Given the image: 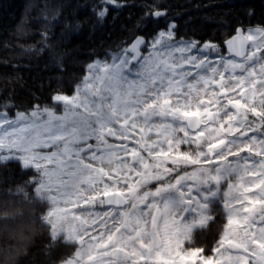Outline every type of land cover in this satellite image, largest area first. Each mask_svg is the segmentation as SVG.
Listing matches in <instances>:
<instances>
[{
    "label": "snow or ice",
    "instance_id": "1",
    "mask_svg": "<svg viewBox=\"0 0 264 264\" xmlns=\"http://www.w3.org/2000/svg\"><path fill=\"white\" fill-rule=\"evenodd\" d=\"M174 27L88 64L53 97L60 115L0 111V164L35 173L31 197L12 194L75 246L61 264H264V26L215 59L210 42L173 43ZM217 211L210 251L193 247Z\"/></svg>",
    "mask_w": 264,
    "mask_h": 264
},
{
    "label": "trees",
    "instance_id": "2",
    "mask_svg": "<svg viewBox=\"0 0 264 264\" xmlns=\"http://www.w3.org/2000/svg\"><path fill=\"white\" fill-rule=\"evenodd\" d=\"M0 0V111L14 116L35 106L59 111L56 94L70 95L92 61L126 48L136 36L150 41L170 25L173 39L210 42L217 54L238 27L264 26V0ZM107 8L102 18L97 13ZM164 10V16L154 12ZM5 104L10 105L5 109ZM19 162L0 164V264H61L75 246L55 241L40 217L46 206L15 195L23 187L31 197L34 175ZM5 213L8 215L5 216ZM224 219L194 233L193 247L209 251Z\"/></svg>",
    "mask_w": 264,
    "mask_h": 264
},
{
    "label": "rangeland",
    "instance_id": "3",
    "mask_svg": "<svg viewBox=\"0 0 264 264\" xmlns=\"http://www.w3.org/2000/svg\"><path fill=\"white\" fill-rule=\"evenodd\" d=\"M239 28V27H238ZM242 28V27H241ZM244 30V29H243ZM245 32H246V30H244ZM236 32V31H235ZM234 32V33H235ZM153 39V38H152ZM148 41V40H147ZM151 41V40H150ZM173 43H179V42H181V41H175L174 39H173V41H172ZM202 46V45H201ZM223 48H224V43H223ZM224 50H225V48H224ZM148 51H149V49H148V47L147 46H145V48L141 51V56H144V55H147L148 54ZM225 52L226 53H224V54H217V53H214V54H212V58L213 59H215L216 57H217V55H227V51L225 50ZM192 54L193 55H196L197 54V50L196 49H194L193 50V52H192ZM131 55V54H130ZM111 59V56L110 57H108V58H100V59H96V60H100V61H103V60H110ZM96 60H94V61H96ZM94 61H92L91 63H93ZM87 68V67H86ZM74 94V92L72 93V94H70V95H67V96H69V97H71L72 95ZM63 95H65V94H63ZM57 103H59V102H57ZM60 104V108L58 109L59 111H55L56 112V114L57 115H60V114H62V112H63V105L61 104V103H59ZM182 135V134H181ZM109 139V142L110 143H118V141H115L114 140V138H111V137H109L108 138ZM90 143H92V144H95L96 143V141H90Z\"/></svg>",
    "mask_w": 264,
    "mask_h": 264
},
{
    "label": "water",
    "instance_id": "4",
    "mask_svg": "<svg viewBox=\"0 0 264 264\" xmlns=\"http://www.w3.org/2000/svg\"><path fill=\"white\" fill-rule=\"evenodd\" d=\"M156 12H160V13H162V15H160V16H164L165 14H166V12L164 11V10H158V11H155L154 13H156ZM155 17H159V16H156V15H154ZM238 29V28H237ZM237 29H236V32L232 35V36H230L229 38H227L225 41H224V48H225V50L228 52V48H227V44H226V41H228V40H230L232 37H234V36H236L237 35ZM239 29H242L241 27H239ZM243 30V29H242ZM137 37H143L144 39H145V41H147L146 40V38L143 36V35H138V36H136L129 44H127V46H126V48H128V47H130L133 43H134V41L137 39ZM145 48V46H141V51L143 50ZM131 54V53H130Z\"/></svg>",
    "mask_w": 264,
    "mask_h": 264
}]
</instances>
